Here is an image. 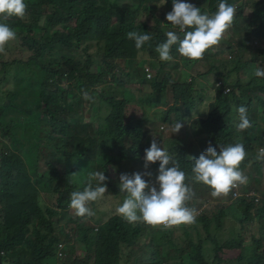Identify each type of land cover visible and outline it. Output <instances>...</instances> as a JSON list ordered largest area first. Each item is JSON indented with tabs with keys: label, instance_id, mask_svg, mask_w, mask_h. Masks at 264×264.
<instances>
[{
	"label": "trees",
	"instance_id": "16d2710c",
	"mask_svg": "<svg viewBox=\"0 0 264 264\" xmlns=\"http://www.w3.org/2000/svg\"><path fill=\"white\" fill-rule=\"evenodd\" d=\"M24 2L22 19H0L21 38L16 43L26 54L13 59L14 40L0 54L3 264H132L139 257L145 264H264V200L259 205L245 196L234 200L232 190L213 198L207 186L186 179L195 192L187 206L198 215L194 223L170 228L128 223L118 214L96 222L97 201L87 205L95 213L91 217H77L69 207L71 192L87 186L88 172L102 171L119 182L121 174L146 169V124L155 128L147 110L159 105L167 106L163 123L180 121L193 132L163 141L188 177L200 143L204 151L211 144L218 153L219 144L243 143L247 155L241 167H262L257 155L264 148V78L252 73L264 68V0L237 7L236 0H227L236 15L220 43L196 61L174 45L171 62L161 61L155 48L167 31H178L166 20L173 0ZM219 3L207 0L201 12L211 15ZM130 31L148 32L152 39L138 50L126 36ZM43 48L55 61L43 62ZM226 53L233 57L226 59ZM180 63L187 71L202 63L207 71H188L181 80ZM240 74L249 78L246 84ZM98 95V119L87 121L83 117ZM242 105L252 126L237 132L236 109ZM159 166L157 161L147 169L158 172ZM74 173H80L74 179H85L82 185L70 182ZM262 179L257 173L250 187L264 195ZM61 244L67 259H74L58 263ZM79 248L83 255L76 258ZM234 250L238 257L229 259Z\"/></svg>",
	"mask_w": 264,
	"mask_h": 264
},
{
	"label": "clouds",
	"instance_id": "9594fccd",
	"mask_svg": "<svg viewBox=\"0 0 264 264\" xmlns=\"http://www.w3.org/2000/svg\"><path fill=\"white\" fill-rule=\"evenodd\" d=\"M26 9L24 0H0V19L3 21H8L12 17L22 19ZM235 15V6L228 4L227 0H220L217 11L211 15L202 13L200 8L185 0H173L172 10L167 13L166 20L178 31H167L166 41L159 44L155 52L158 53L161 61H172L174 57L171 55V50L177 45L176 50L184 58L191 61L200 60L205 52L220 43L225 32L232 26ZM162 26L166 25L162 24ZM16 35L15 30L7 23L0 22V54L5 53L6 45L15 40ZM126 36L135 42L138 50L152 39L148 32L130 31ZM252 75L256 78H264V68L256 67ZM82 95L85 100L91 99L85 90H82ZM236 111L239 121L236 125L237 132L250 128L252 125L248 118L247 107L239 106ZM183 126L180 121L174 122L171 126L172 133L178 134ZM246 155L243 143L227 146L219 144V153L209 144L199 158L190 157L192 175L188 177L185 171L181 170L179 160L167 148L161 147L154 137L150 148L145 150V168L159 161L155 183L146 182L139 172L131 175L121 174L118 188L125 198L116 208V213L132 224L144 223L170 228L194 223L198 212L195 208L188 207L187 202L195 196V192L186 183V179L207 186L213 198L225 196L233 188L247 184L248 177L241 170ZM257 160L264 161V148L259 149ZM79 174H71L70 177L73 179H69L70 182L74 183V178ZM147 175L151 177V173ZM106 179L102 171L88 172L87 186L82 191L71 192L69 207L77 217H91L95 214L87 205L89 202L102 199L108 192ZM93 181L96 182L95 187ZM258 192L262 195L260 191ZM261 202L254 203L259 205Z\"/></svg>",
	"mask_w": 264,
	"mask_h": 264
},
{
	"label": "rangeland",
	"instance_id": "374dc122",
	"mask_svg": "<svg viewBox=\"0 0 264 264\" xmlns=\"http://www.w3.org/2000/svg\"><path fill=\"white\" fill-rule=\"evenodd\" d=\"M241 2H247V0H236V7L241 3ZM157 6L159 7V9L163 10V2L162 1H159L157 2ZM189 3H192L194 4L195 6H197L198 8L202 9V8H206L207 7V0H189ZM247 14H250V10L248 9L245 13V15ZM18 42L19 44H21V38H18L16 37V39L14 40L13 42V59L16 58V57H25L26 54L23 53L21 51V49L18 47ZM21 46V45H19ZM45 50V52L42 54V60L44 63H48V62H53L55 61L53 59V56L52 54L45 48H43V51ZM5 53H7L5 51ZM11 54V53H10ZM51 54L52 56V59H49L48 58V55ZM230 57H233L231 54L228 55V53L225 54V58L226 59H230ZM173 61V60H172ZM171 62V61H169ZM144 63H142L143 65ZM181 72L182 73V78H180L181 80H185L188 76V71L191 73L193 72L194 74H196L198 71H200L201 73H204L205 71V68H206V65L205 64H202L200 63L198 66L195 67L194 71H190L185 68V66L183 64H181ZM149 67V66H148ZM233 67V65H232ZM151 70V76H154V71L150 68ZM207 71V70H206ZM205 71V72H206ZM192 74V73H191ZM240 79L242 80V82L244 84H246L249 80V78L246 76V74H240L239 75ZM210 85L209 87L211 88L212 84L215 83L216 81V77L214 75H212L210 77ZM212 89V88H211ZM132 91H135L134 89H132ZM136 92V91H135ZM137 93V92H136ZM99 95L96 97V100H95V103L91 106H87L89 108V112L86 114L85 117L83 118H86L87 121H92V122H95L97 119H98V108H99ZM161 107H151V108H148L147 110V114L148 116L154 118V123H155V128H153V132H152V123L151 122H148L146 124V129H145V145L146 146H151V142L153 140V138L155 137L157 139V143L161 145V147H164L166 148L165 146V142L163 144V141L165 139H170V138H189V134H193V132L190 130V129H185L184 126L183 128L181 129V131L178 133V134H173L172 131H171V126L170 124H165L163 123L162 121H160V118L162 117L163 115V110L164 109H167V106L166 105H159ZM263 112V111H262ZM146 115V114H145ZM262 115H264V112L262 113ZM261 115V116H262ZM264 117V116H263ZM200 148H201V153L204 152L203 148H202V144L200 143L199 144ZM79 162H76V164H78ZM253 164H250L247 168L243 169L241 167V170L244 172V174L248 177V182L247 184L245 185H241L242 186V191L245 193L246 190H249L251 191L252 188L250 187L252 184H253V179H254V176L257 174V173H260L263 175V179L261 180L262 181V187H264V164H262V167H260L259 170H256L255 167H252ZM139 171H135V173L139 172L142 177L145 179L146 182H148L149 184H154L155 183V178L156 176L158 175V172L157 171H154L153 169L152 170H148V169H144V167H141L139 166ZM147 173H151V177H149V175H147ZM127 174V173H125ZM114 179V178H113ZM113 179H106L105 182H107L106 186L108 188V192L105 193L104 197L102 199H99L97 200L96 202V210H97V215H96V219L95 221L96 222H100L101 220L103 219H108V218H111L112 216L116 215V208L118 206H120L123 201H124V195L123 194H120V191H119V188H118V180H113ZM76 183L79 184V185H82L83 181L82 178H77L75 179ZM109 184L111 186H109ZM157 188H159L158 185H156ZM259 189V188H258ZM222 201H227V199H223ZM70 215H71V212H70ZM120 216V215H119ZM246 240H251V237L249 235H247L246 237ZM251 243V242H249ZM252 249H249V250H245V251H242L244 252L245 254H249L251 252ZM83 250L79 248L78 250V254L76 255V258H78L79 256H82L83 255ZM240 253L239 250H234V251H230L228 252V255L227 257L229 259H236L238 257V254ZM75 257H69L67 259L68 260H71V259H74ZM62 260L59 259L58 263H60ZM132 264H145V261L144 260H141V257H139L138 259L134 260Z\"/></svg>",
	"mask_w": 264,
	"mask_h": 264
},
{
	"label": "built area",
	"instance_id": "2783aa9c",
	"mask_svg": "<svg viewBox=\"0 0 264 264\" xmlns=\"http://www.w3.org/2000/svg\"><path fill=\"white\" fill-rule=\"evenodd\" d=\"M147 72L149 71L147 70ZM226 92H228V90ZM232 195L234 200L240 199L241 197L245 196L247 199L253 200L257 204L260 203L262 200H264V195H260L259 192H256L254 190L251 191L248 190L245 193L242 192L241 185L232 189ZM64 249H65L64 244H61L58 248V256L62 261L64 259H67L68 256V254Z\"/></svg>",
	"mask_w": 264,
	"mask_h": 264
},
{
	"label": "crops",
	"instance_id": "0c3cea01",
	"mask_svg": "<svg viewBox=\"0 0 264 264\" xmlns=\"http://www.w3.org/2000/svg\"><path fill=\"white\" fill-rule=\"evenodd\" d=\"M158 107H161V106H157L156 108H158ZM152 120H153V121H155V120H154V118H152ZM160 121H162V119H161V118H160Z\"/></svg>",
	"mask_w": 264,
	"mask_h": 264
},
{
	"label": "water",
	"instance_id": "95a60500",
	"mask_svg": "<svg viewBox=\"0 0 264 264\" xmlns=\"http://www.w3.org/2000/svg\"><path fill=\"white\" fill-rule=\"evenodd\" d=\"M0 264H3V262H2V260H1V258H0Z\"/></svg>",
	"mask_w": 264,
	"mask_h": 264
}]
</instances>
